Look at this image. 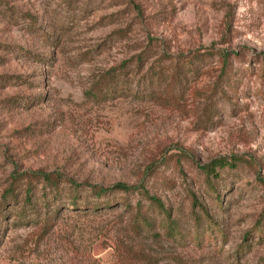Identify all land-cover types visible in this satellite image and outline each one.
I'll list each match as a JSON object with an SVG mask.
<instances>
[{
	"label": "rangeland",
	"instance_id": "rangeland-1",
	"mask_svg": "<svg viewBox=\"0 0 264 264\" xmlns=\"http://www.w3.org/2000/svg\"><path fill=\"white\" fill-rule=\"evenodd\" d=\"M0 264H264V0H0Z\"/></svg>",
	"mask_w": 264,
	"mask_h": 264
},
{
	"label": "trees",
	"instance_id": "trees-1",
	"mask_svg": "<svg viewBox=\"0 0 264 264\" xmlns=\"http://www.w3.org/2000/svg\"><path fill=\"white\" fill-rule=\"evenodd\" d=\"M222 56H223V60L226 62L227 57H228L227 54H222ZM235 165H236L235 162H228L225 158H217V159L210 161L207 164L199 166V168L202 169L207 175L218 176V169H221V168L226 167V166L234 167ZM38 176H41L44 180L43 181V187L51 188L50 189L51 191L59 190L58 187H59V183H60V178L58 175L53 176V174L50 172L49 173L42 172V173H37V174L29 173V176H28L30 178L29 183H31V181L33 179H37L34 177H38ZM73 184H75V183H73ZM74 187H75V189H77L76 188L77 186H74ZM91 188H92L91 192L95 196H103V195H106V194L111 193V192H119V191L125 192V193H132L136 190H140L145 195V197L147 199H149L152 203L160 204L159 200L157 198L150 196L147 191H145L143 188H140L138 186H129V185H126L123 183H116V184H114L108 188H104V187L97 186V185H93V186L91 185ZM32 190H33V188H31L30 184H29V186L25 190V197H24V200L28 203H31V199L34 195V192H32ZM12 191H13V186H9L6 193L9 194L8 195L9 197L11 196L12 198H16V196L13 197ZM138 207H140V203H138L137 208ZM136 212L140 213V210L136 209Z\"/></svg>",
	"mask_w": 264,
	"mask_h": 264
}]
</instances>
